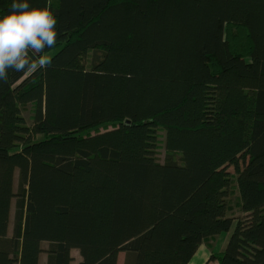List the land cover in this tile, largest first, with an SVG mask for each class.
<instances>
[{
	"label": "trees",
	"instance_id": "obj_1",
	"mask_svg": "<svg viewBox=\"0 0 264 264\" xmlns=\"http://www.w3.org/2000/svg\"><path fill=\"white\" fill-rule=\"evenodd\" d=\"M28 2L58 35L0 81V264H264V0Z\"/></svg>",
	"mask_w": 264,
	"mask_h": 264
},
{
	"label": "clouds",
	"instance_id": "obj_2",
	"mask_svg": "<svg viewBox=\"0 0 264 264\" xmlns=\"http://www.w3.org/2000/svg\"><path fill=\"white\" fill-rule=\"evenodd\" d=\"M57 19L50 3L43 7L16 0L0 16V81L9 79V70L31 74L51 65L46 48L56 44Z\"/></svg>",
	"mask_w": 264,
	"mask_h": 264
},
{
	"label": "rangeland",
	"instance_id": "obj_3",
	"mask_svg": "<svg viewBox=\"0 0 264 264\" xmlns=\"http://www.w3.org/2000/svg\"><path fill=\"white\" fill-rule=\"evenodd\" d=\"M84 60L87 61L88 58L85 56ZM22 113H23V116L26 118V121H27L28 125H31L32 121L29 118L30 106L27 105L26 108H24V110H22ZM100 128H102V127H100ZM167 153L168 152L165 150V148L163 147V144H162V131H161V132H159L157 148L155 150V157H156V159L158 161L162 162V161L165 160V156L167 155ZM172 156H174L175 159H178V155L177 154H174ZM12 213H13V211H12ZM42 245L45 247L47 245V243L43 242ZM71 254L73 256V260H72L71 264H76L77 261L80 259L78 251L76 249H72L71 250ZM123 258H124V253L123 252H119L116 264H123ZM40 261L42 262V264H44V261H45L44 252H42V255L40 257Z\"/></svg>",
	"mask_w": 264,
	"mask_h": 264
},
{
	"label": "crops",
	"instance_id": "obj_4",
	"mask_svg": "<svg viewBox=\"0 0 264 264\" xmlns=\"http://www.w3.org/2000/svg\"><path fill=\"white\" fill-rule=\"evenodd\" d=\"M229 237V232L218 235L214 240V246L216 251H222L225 247L227 239ZM209 250L205 244H200L196 252L192 256L190 263L191 264H217L215 260H208ZM42 264V262H40Z\"/></svg>",
	"mask_w": 264,
	"mask_h": 264
},
{
	"label": "water",
	"instance_id": "obj_5",
	"mask_svg": "<svg viewBox=\"0 0 264 264\" xmlns=\"http://www.w3.org/2000/svg\"><path fill=\"white\" fill-rule=\"evenodd\" d=\"M125 123H126V124H129V121H128V120H126V121H125Z\"/></svg>",
	"mask_w": 264,
	"mask_h": 264
}]
</instances>
